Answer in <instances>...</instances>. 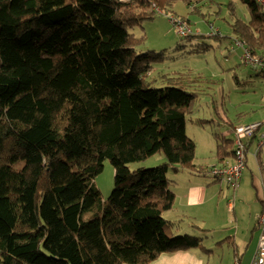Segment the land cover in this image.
I'll list each match as a JSON object with an SVG mask.
<instances>
[{"label": "trees", "instance_id": "obj_1", "mask_svg": "<svg viewBox=\"0 0 264 264\" xmlns=\"http://www.w3.org/2000/svg\"><path fill=\"white\" fill-rule=\"evenodd\" d=\"M204 1L0 0V264H150L206 251L165 217L176 207L168 173L203 171L186 124L221 82L193 71L153 76L163 55L138 53L145 36L130 32L178 3L205 18ZM239 1L247 19L229 2L225 23L264 59L262 8ZM161 153L162 165L129 167ZM233 155L234 138L221 139L220 166ZM106 161L115 187L103 201L95 178Z\"/></svg>", "mask_w": 264, "mask_h": 264}, {"label": "rangeland", "instance_id": "obj_2", "mask_svg": "<svg viewBox=\"0 0 264 264\" xmlns=\"http://www.w3.org/2000/svg\"><path fill=\"white\" fill-rule=\"evenodd\" d=\"M204 2L208 3L207 6L202 7L205 18L199 14L189 13L184 4L178 3L175 12L158 11L154 19L144 21L142 27L133 28L130 32L137 37L145 36L144 42L137 47L138 53L154 52L163 55L162 60L154 64L153 76L158 78L160 74L174 76L176 73L193 71L221 82L208 89L205 92L208 93L207 95H201L194 105L192 120H188L186 124L188 136L196 143L199 159L211 161L213 159L211 153L215 152L219 141L215 134L222 133L226 127L219 124L220 115L216 113L217 108L219 110L223 108L224 114L230 119H234L238 113H247L248 115L242 117V123L257 119V115H252L256 111L255 106L264 98V75L244 62V50L237 45L229 25L225 23L226 19L230 20V6L227 7L229 2L235 3L238 15L244 19L248 17L246 6L239 0H205ZM176 15L189 19L191 36L197 37L182 38L177 35L173 24ZM211 25L222 32L221 37H209L212 34ZM202 44H206L208 48L200 52L193 51L198 47L197 45ZM197 119L205 121L200 122ZM166 161L165 155L161 153L144 162L132 163L129 167L131 170L141 167L152 168ZM172 175L170 170L168 177ZM95 185L101 192L102 200L107 201L115 187V168L109 161L105 162L103 172L95 178ZM169 216L168 213L165 214L166 218ZM186 227L180 225L181 230L175 235L188 233L199 235L200 232L195 233V230L190 232V228L184 231ZM215 248L216 246L214 251L217 255L208 256L209 263L214 261V264L221 252ZM227 249L226 246L222 251L226 252ZM220 264H226L224 258L221 259Z\"/></svg>", "mask_w": 264, "mask_h": 264}, {"label": "crops", "instance_id": "obj_3", "mask_svg": "<svg viewBox=\"0 0 264 264\" xmlns=\"http://www.w3.org/2000/svg\"><path fill=\"white\" fill-rule=\"evenodd\" d=\"M255 109L252 116L257 115V119L242 123V117L247 113H238L234 119H230L223 108H217L219 124L226 127L222 133L215 134L219 141L215 152L211 153L213 159H199L196 146V166L202 167L203 171L186 168L171 170L173 175L168 177L173 183L170 189L176 195V207L168 212L171 217L167 219L179 223L176 232L181 230L180 225L188 227L184 231L190 228V232H200L195 236L202 239L206 251L193 249L164 253L150 264H213L214 261L209 263L208 256L216 257L215 246L221 252L214 264H220L222 258L226 264H233L236 258L241 264H252L260 233L258 216L264 211V142L261 141L264 125L247 143V164L238 190L218 181L208 171L220 166L217 148L221 139L233 138V124L264 123V98ZM226 246L228 249L223 252Z\"/></svg>", "mask_w": 264, "mask_h": 264}, {"label": "built area", "instance_id": "obj_4", "mask_svg": "<svg viewBox=\"0 0 264 264\" xmlns=\"http://www.w3.org/2000/svg\"><path fill=\"white\" fill-rule=\"evenodd\" d=\"M127 1V0H123ZM264 13V0H254ZM157 11H159L157 9ZM160 12V11H159ZM173 24L176 28L177 35L182 38L188 37L192 32L191 29L183 22L174 19ZM214 35L221 36L219 30H214ZM237 45L243 48V60L246 64H250L258 72H264V59L254 57L251 51L244 47V43L241 41H235ZM264 123L254 122L250 124L240 125L234 128V155L233 160L228 161L222 166H215L209 170V174L218 181L224 182L234 190H238L241 184L243 172L246 168V155H247V143L248 141L260 131ZM261 141L264 142V133L261 135ZM233 205V202H231ZM259 225V238L257 249L252 260V264H264V211L258 216ZM233 264H241L238 258L235 259Z\"/></svg>", "mask_w": 264, "mask_h": 264}, {"label": "clouds", "instance_id": "obj_5", "mask_svg": "<svg viewBox=\"0 0 264 264\" xmlns=\"http://www.w3.org/2000/svg\"><path fill=\"white\" fill-rule=\"evenodd\" d=\"M192 34V33H191ZM238 126H240V125H238ZM237 127V126H236Z\"/></svg>", "mask_w": 264, "mask_h": 264}]
</instances>
